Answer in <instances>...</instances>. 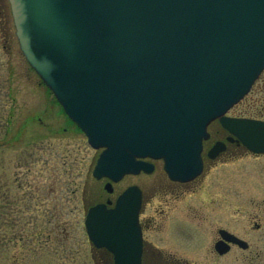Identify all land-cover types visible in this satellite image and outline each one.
<instances>
[{"label":"water","instance_id":"95a60500","mask_svg":"<svg viewBox=\"0 0 264 264\" xmlns=\"http://www.w3.org/2000/svg\"><path fill=\"white\" fill-rule=\"evenodd\" d=\"M10 3L26 60L89 144L105 148L97 179L151 172L137 160L148 157L163 159L174 180L194 179L207 128L218 118L250 150L264 152V122L225 117L264 71V0ZM140 196L129 189L114 209L100 205L86 217L91 242L109 249L116 264H142ZM132 201L135 208L125 206ZM216 249L229 251L224 242Z\"/></svg>","mask_w":264,"mask_h":264},{"label":"rangeland","instance_id":"374dc122","mask_svg":"<svg viewBox=\"0 0 264 264\" xmlns=\"http://www.w3.org/2000/svg\"><path fill=\"white\" fill-rule=\"evenodd\" d=\"M232 114L264 119V73ZM99 153L26 61L9 1L0 0V264H103L84 224L86 207L107 197L93 176ZM210 163L179 199L146 208L142 217L162 225L146 230L145 264H264V155ZM166 178L160 167L114 191L136 184L150 194ZM219 230L248 248L219 255Z\"/></svg>","mask_w":264,"mask_h":264},{"label":"flooded vegetation","instance_id":"af4514ba","mask_svg":"<svg viewBox=\"0 0 264 264\" xmlns=\"http://www.w3.org/2000/svg\"><path fill=\"white\" fill-rule=\"evenodd\" d=\"M230 117H232V118H258V119H260L257 116H252V115H247V114L246 115L245 114H232V115H230ZM211 127H214V130L209 131V134H210L209 138L204 141V149H203V154H202L203 161H204V171H203L202 175L204 174V172L206 170L207 164H209L210 162H211L210 164L213 165L216 162H218L219 160H229V159H233L239 155H246V154L257 155V154H254L253 152H251L249 149H247V147H245L243 145V143L236 136H234L233 134H231L230 132L225 130L219 121L213 122L209 126V130ZM218 144L223 145V149L220 152H218L214 158H210L209 157V151ZM263 155H264V153H263ZM150 162L154 165L153 173L156 170H158L160 167L162 168V171L167 178L165 180L166 182H161V183H165V185H158L159 183L158 184L155 183L154 185H156V184L157 185L156 186L153 185L154 188H151L149 190V191H151L150 194H145L144 189L141 188V186L136 185V184H131L127 187V188H129L131 186H139L141 191H142V206H141V210H140V214H139V220H138V224H139L140 229L142 230V235H143L142 264H145L147 248L153 247V245L146 239V235H145L146 230L153 229V228H155L157 230V227L158 226L160 227L162 225L161 222H159V223L155 222L154 221L155 217H153V216L148 220H147V218L142 217L144 215L146 208L147 207H153L154 202H156L155 198L161 199V198L167 197V199L168 198L179 199L181 193H183L185 191V189H190V187L192 186L191 184L194 183L193 181L186 182V183L174 181V180L169 178L168 174L164 170V166H163L162 161H160V160L159 161H153L152 160ZM100 181H105V184L108 182L105 179L100 180ZM105 184H104V191L107 193V197L100 198L98 201L87 206L86 210H85L86 211L85 215L89 212V210L91 208L96 207L97 205H105L108 209L114 208L117 201L122 197V194L127 189V188H125L117 194L115 193V191H113V193L110 194L106 191ZM158 191L162 192L161 196L155 195V193ZM176 192H177V194H176ZM159 201H164V200H159ZM169 201L170 200L165 201V203H164L165 206H168V204L170 203ZM160 212L161 211H158V213H160ZM157 223H158V225H157ZM227 232L230 234H233V232H230L229 230ZM218 233H219V235H218V238L215 242V245L218 244L219 242H224L225 244L228 245V247L231 250L233 248H240L241 247L238 244H234V243H231V242H228L227 240H225L222 237V235L220 234V230ZM233 235H235V234H233ZM237 237L242 239L240 236H237ZM215 245H214V249L216 251ZM91 252L94 255H96L97 257H99L98 260L101 261L103 264H116L115 260H114V255L110 251H108V249H106V248H97L95 246H91ZM98 260L95 259L96 262Z\"/></svg>","mask_w":264,"mask_h":264}]
</instances>
